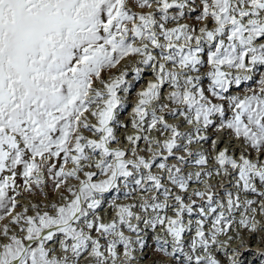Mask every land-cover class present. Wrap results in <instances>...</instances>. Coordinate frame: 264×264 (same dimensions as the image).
I'll use <instances>...</instances> for the list:
<instances>
[{
	"label": "snow or ice",
	"instance_id": "6c2138e0",
	"mask_svg": "<svg viewBox=\"0 0 264 264\" xmlns=\"http://www.w3.org/2000/svg\"><path fill=\"white\" fill-rule=\"evenodd\" d=\"M145 262L264 264V0H0V264Z\"/></svg>",
	"mask_w": 264,
	"mask_h": 264
},
{
	"label": "rangeland",
	"instance_id": "374dc122",
	"mask_svg": "<svg viewBox=\"0 0 264 264\" xmlns=\"http://www.w3.org/2000/svg\"><path fill=\"white\" fill-rule=\"evenodd\" d=\"M130 78H131V76H130ZM143 84V82H137L136 84H135V87L132 89V95L129 97V101L131 100V98H132V96L133 95H135V91H136V89L137 88H139L141 85ZM128 101V102H129ZM125 115H126V113H125ZM256 242L255 241H253L252 242V245H254ZM257 244V243H256ZM257 246H259L258 244H257ZM158 255L159 254H157V253H152V256H151V259H156V258H158ZM145 264H147V262H145Z\"/></svg>",
	"mask_w": 264,
	"mask_h": 264
},
{
	"label": "bare ground",
	"instance_id": "6f19581e",
	"mask_svg": "<svg viewBox=\"0 0 264 264\" xmlns=\"http://www.w3.org/2000/svg\"><path fill=\"white\" fill-rule=\"evenodd\" d=\"M145 78H147V76H146ZM141 82H143V81H141ZM133 98H134V95L132 96L131 100H132ZM131 100L129 101V104L131 103ZM253 247L255 248V247H258V246H257V244L255 243V244L253 245Z\"/></svg>",
	"mask_w": 264,
	"mask_h": 264
}]
</instances>
